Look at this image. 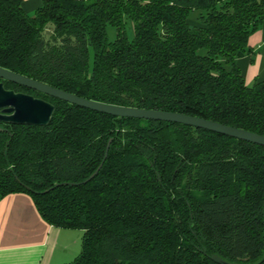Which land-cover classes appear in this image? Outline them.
Returning a JSON list of instances; mask_svg holds the SVG:
<instances>
[{"label":"trees","instance_id":"trees-1","mask_svg":"<svg viewBox=\"0 0 264 264\" xmlns=\"http://www.w3.org/2000/svg\"><path fill=\"white\" fill-rule=\"evenodd\" d=\"M22 4L0 0V68L91 101L264 136V80L248 85L238 66L264 0H43L33 15ZM0 81L55 105L47 126L0 122V200L28 194L50 225L83 230L67 264L264 259V146Z\"/></svg>","mask_w":264,"mask_h":264},{"label":"crops","instance_id":"crops-1","mask_svg":"<svg viewBox=\"0 0 264 264\" xmlns=\"http://www.w3.org/2000/svg\"><path fill=\"white\" fill-rule=\"evenodd\" d=\"M43 0H23V9L33 15ZM253 49L238 59L246 83L264 80V25L249 39ZM83 230L50 225L25 193L0 200V264H67L82 251Z\"/></svg>","mask_w":264,"mask_h":264},{"label":"water","instance_id":"water-1","mask_svg":"<svg viewBox=\"0 0 264 264\" xmlns=\"http://www.w3.org/2000/svg\"><path fill=\"white\" fill-rule=\"evenodd\" d=\"M0 79L96 112L116 117L180 123L264 146V136L199 117L166 111L145 110L99 103L78 97L3 68H0ZM54 112L55 105L51 102L33 95L8 90L5 88L4 83L0 82V122L16 125L47 126ZM109 149L110 143L106 150V157ZM102 166L103 163L91 178H94L98 174ZM262 262H264V259L256 264H261Z\"/></svg>","mask_w":264,"mask_h":264},{"label":"rangeland","instance_id":"rangeland-1","mask_svg":"<svg viewBox=\"0 0 264 264\" xmlns=\"http://www.w3.org/2000/svg\"><path fill=\"white\" fill-rule=\"evenodd\" d=\"M127 32L130 39L134 37V27L132 21L128 20L127 22ZM117 32L114 27H108V39L109 41H114L116 38Z\"/></svg>","mask_w":264,"mask_h":264},{"label":"flooded vegetation","instance_id":"flooded-vegetation-1","mask_svg":"<svg viewBox=\"0 0 264 264\" xmlns=\"http://www.w3.org/2000/svg\"><path fill=\"white\" fill-rule=\"evenodd\" d=\"M1 82V81H0ZM5 86V85H4ZM5 88L6 89H8V90H14L15 92H18V93H25V94H29V95H31L30 93H28V92H25V91H20L18 88H16V87H14V88H8V87H6L5 86Z\"/></svg>","mask_w":264,"mask_h":264}]
</instances>
